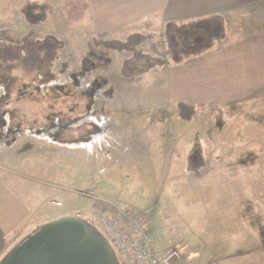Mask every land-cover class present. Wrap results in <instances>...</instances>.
Here are the masks:
<instances>
[{
    "label": "rangeland",
    "instance_id": "1",
    "mask_svg": "<svg viewBox=\"0 0 264 264\" xmlns=\"http://www.w3.org/2000/svg\"><path fill=\"white\" fill-rule=\"evenodd\" d=\"M25 1L0 0V263L45 225L69 218L97 234L96 220L104 219L129 237L124 215L134 214L151 222L154 252L170 249L179 226L193 248V211L203 212L204 226L215 223L205 215L208 205L244 214L251 221L244 229L256 237L252 243L237 239L231 219L229 248L222 253L264 257V205L258 198L245 203L251 190L264 196L256 170L264 144L261 154L252 144L247 152L242 148L243 130H256V123L236 116L245 106H202L195 121L181 119L172 100L179 90L154 71L137 74L168 63L163 34L152 32L144 48L141 40L137 50L153 58L137 59L105 49L102 41L88 43L86 32L65 19L63 0H30L47 3L49 12L45 23L29 25L20 13ZM86 1L90 8L93 1ZM170 25L162 33L168 27L176 52L208 41L182 43L173 35L181 29ZM185 33L181 37L189 39ZM207 171L215 186L206 184L209 176L196 178ZM157 236L170 241L164 250L154 245ZM261 242L259 251L238 248Z\"/></svg>",
    "mask_w": 264,
    "mask_h": 264
},
{
    "label": "crops",
    "instance_id": "2",
    "mask_svg": "<svg viewBox=\"0 0 264 264\" xmlns=\"http://www.w3.org/2000/svg\"><path fill=\"white\" fill-rule=\"evenodd\" d=\"M92 1L93 3H90V8L83 18L78 22L71 23L86 32V40L90 44L103 40L121 41L131 34H139L142 37L144 48L148 46L147 38H150L148 42L151 43L152 32L161 33L162 37L163 28L169 24L181 29L174 32L178 35H173L180 38L182 43H191L209 39L210 35L215 33L216 25L222 24L225 31L224 38L216 41L213 48L201 56L190 58L179 66L167 63L161 68L146 71L140 78L149 76L153 71L152 74L165 76L163 79L166 80V84L170 82V89L179 90L176 97L172 95L175 105L184 102L194 105L196 108L202 106L206 108L230 105L245 106V109L240 110L236 116H239L242 121L256 123V130L254 133L243 130V136H248L244 138L245 144L243 143L242 148H245L247 152L252 144L253 148H256L257 152L261 154L263 148L261 142L264 144V127L257 122H264V0ZM84 27L90 31L87 32ZM185 31L189 34V39L181 37L186 34ZM162 42L165 43L163 38ZM142 51L144 54L150 52L146 49H142ZM109 54L115 53L109 52ZM107 64L109 65L110 62ZM198 117L190 121H195ZM233 117L236 120L235 116ZM246 128L247 126L244 127V129ZM253 138H257V140ZM237 148L240 152L241 146ZM202 166L196 170H203L205 167ZM256 170L260 174L258 180L263 185L264 158L258 163ZM206 176H209L208 171L205 176L196 178L201 179ZM211 176L206 180V184L215 186L217 181ZM248 195L250 198L249 200L245 199V203L258 198L260 199L258 203L264 205L261 189L251 190ZM245 203L241 205H245ZM203 215L201 211L192 213L190 240L194 242L193 248L187 246V235L179 229L180 226L176 228L179 239L172 241L189 248L191 264H264V257H261L263 253L260 257L250 260L238 257V252L232 255L222 253L229 248L228 244L232 236L229 230L233 228L231 219H234L238 226L237 239L240 238L251 243L256 242V237L254 236L255 239H253L252 233L244 229L251 222L245 218L244 214L238 211L231 213L214 211L208 205L205 215L214 217L215 223L212 225L211 220H208L205 221V226ZM258 216L263 217L261 213ZM261 225L262 220L258 223V231ZM254 231L256 232V225ZM153 232L155 231L153 228L151 230L150 225L149 236L151 239ZM153 240L154 245L160 250H164L163 248L170 243V241H165L162 236L154 237ZM238 248L250 253L252 249L262 250L263 244L261 242L250 247L240 245ZM213 249L216 251L214 254L211 252ZM245 254L246 252L243 253V255ZM183 262L179 264H183Z\"/></svg>",
    "mask_w": 264,
    "mask_h": 264
},
{
    "label": "water",
    "instance_id": "3",
    "mask_svg": "<svg viewBox=\"0 0 264 264\" xmlns=\"http://www.w3.org/2000/svg\"><path fill=\"white\" fill-rule=\"evenodd\" d=\"M0 264H116L111 249L84 222H51L28 237Z\"/></svg>",
    "mask_w": 264,
    "mask_h": 264
},
{
    "label": "trees",
    "instance_id": "4",
    "mask_svg": "<svg viewBox=\"0 0 264 264\" xmlns=\"http://www.w3.org/2000/svg\"><path fill=\"white\" fill-rule=\"evenodd\" d=\"M62 12L65 19L68 22L80 21L89 9V3L86 0H63ZM49 12V6L45 2L26 0L20 8V13L29 25L36 26L44 23L47 20ZM171 26V25H170ZM164 34V40L166 44L165 56L170 62L179 66L190 58L198 57L213 48L216 41L222 40L225 35L224 27L222 24L216 25V32L212 34L207 42L200 43L196 47L184 49L176 52L171 44L170 33L168 27H166ZM141 42L139 34H131L125 41L120 40H104L101 45L110 51L116 52H132L133 57L137 59H151L153 56L144 54L137 50ZM156 66L162 67L163 63L159 65L147 66V68L137 74L145 73ZM178 115L181 119L191 120L197 115V109L193 105H189L183 102H179L177 105Z\"/></svg>",
    "mask_w": 264,
    "mask_h": 264
},
{
    "label": "built area",
    "instance_id": "5",
    "mask_svg": "<svg viewBox=\"0 0 264 264\" xmlns=\"http://www.w3.org/2000/svg\"><path fill=\"white\" fill-rule=\"evenodd\" d=\"M124 217L128 221L126 231L129 237L107 220H99L114 244L120 264H174L189 254L188 248L179 244L172 245L169 250L161 253L154 252L151 250L152 242L146 221L134 214Z\"/></svg>",
    "mask_w": 264,
    "mask_h": 264
}]
</instances>
